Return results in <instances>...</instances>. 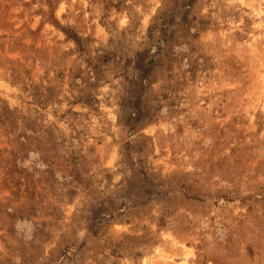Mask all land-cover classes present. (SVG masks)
I'll return each mask as SVG.
<instances>
[{
  "label": "rangeland",
  "instance_id": "obj_1",
  "mask_svg": "<svg viewBox=\"0 0 264 264\" xmlns=\"http://www.w3.org/2000/svg\"><path fill=\"white\" fill-rule=\"evenodd\" d=\"M0 264H264V0H0Z\"/></svg>",
  "mask_w": 264,
  "mask_h": 264
}]
</instances>
